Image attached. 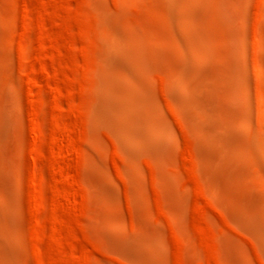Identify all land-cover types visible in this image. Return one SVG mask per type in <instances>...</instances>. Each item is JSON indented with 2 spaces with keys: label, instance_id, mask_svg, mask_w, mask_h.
<instances>
[{
  "label": "rangeland",
  "instance_id": "rangeland-1",
  "mask_svg": "<svg viewBox=\"0 0 264 264\" xmlns=\"http://www.w3.org/2000/svg\"><path fill=\"white\" fill-rule=\"evenodd\" d=\"M0 264H264V0H0Z\"/></svg>",
  "mask_w": 264,
  "mask_h": 264
}]
</instances>
